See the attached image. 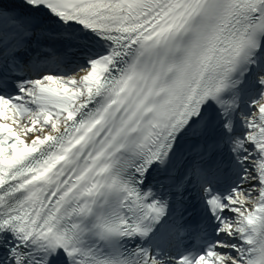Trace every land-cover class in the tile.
I'll use <instances>...</instances> for the list:
<instances>
[{
  "label": "snow or ice",
  "instance_id": "snow-or-ice-1",
  "mask_svg": "<svg viewBox=\"0 0 264 264\" xmlns=\"http://www.w3.org/2000/svg\"><path fill=\"white\" fill-rule=\"evenodd\" d=\"M0 264H264V0H0Z\"/></svg>",
  "mask_w": 264,
  "mask_h": 264
}]
</instances>
